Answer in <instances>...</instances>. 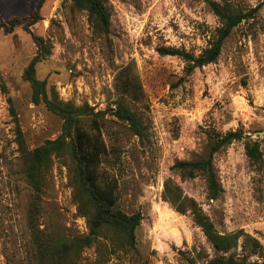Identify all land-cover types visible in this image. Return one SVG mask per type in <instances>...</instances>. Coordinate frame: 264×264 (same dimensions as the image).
<instances>
[{"label":"rangeland","instance_id":"rangeland-1","mask_svg":"<svg viewBox=\"0 0 264 264\" xmlns=\"http://www.w3.org/2000/svg\"><path fill=\"white\" fill-rule=\"evenodd\" d=\"M40 1L0 0V22L39 17L30 32L0 31V264H36L35 227L89 232L73 198L69 161L54 160L39 201L27 181L19 134L34 150L57 139L63 126L45 105L32 101L24 75L37 53L33 36L51 47L36 67L37 78L61 101L105 112L99 176L115 183L124 213L142 215L138 254L124 256V262L188 264L199 255L220 254L191 214L178 213L164 200L168 181L193 199L219 232L242 233L239 248L228 255L245 251L249 262H257L249 237L264 250V0H211L257 13L233 30L215 63L193 72L160 50L199 56L210 46L221 24L204 0H102L110 14L106 32L73 0H44L37 11ZM117 102L137 113L141 137L111 116ZM85 126L90 130L89 122ZM236 131L244 138L213 156L222 192L212 200L205 180H183L176 164L208 158L211 134ZM250 140L259 144L260 163L246 155ZM96 258L95 248H89L81 264H96Z\"/></svg>","mask_w":264,"mask_h":264},{"label":"trees","instance_id":"trees-1","mask_svg":"<svg viewBox=\"0 0 264 264\" xmlns=\"http://www.w3.org/2000/svg\"><path fill=\"white\" fill-rule=\"evenodd\" d=\"M218 17L221 26L213 35L210 46L199 56L185 50L163 48V55L179 57L188 72L215 63L223 46L233 30L244 21L255 18L257 9L247 12L234 10L229 5H223L211 0H204ZM44 0L37 6L39 11ZM76 8L88 13L91 22L100 32H106L110 26V14L102 0H73ZM39 21L37 14L28 18H12L0 22V31L12 34L17 28H30ZM37 53L25 71V80L32 88V101L36 105L43 104L47 110L63 121L62 133L55 140H48L42 146L29 150L22 138L18 143L25 165L29 186L39 201L47 185L55 159L69 161L72 167L71 185L73 198L78 211L86 219L89 232L87 235H76L68 228L56 232L47 228L35 227L32 231L34 245V260L36 264H81L84 252L95 248L96 264H128L123 257L132 253L138 254L137 230L142 222L140 213L128 215L119 208L117 187L115 183L106 182L99 176V168L106 153V144L100 131L101 117L105 112H95V109L85 103L77 106L72 102L59 99L54 88L48 89L47 82L36 76V67L51 55V47L42 37L33 36ZM14 113V109H12ZM111 116L125 123L135 136H142V123L136 112L123 102H117L115 109H110ZM89 122L90 130L85 124ZM239 131L214 133L209 136L210 154L208 158L190 162H178L176 170L183 180L202 177L206 182L210 199L217 200L222 192L215 171L213 156L222 148L235 141L242 140ZM246 155L253 163H260L262 152L259 144L253 140L246 143ZM164 200L178 213L191 214L196 225L201 227L213 248L220 254L213 258L199 255L198 259L188 261V264H264V250L260 244L253 242L251 254L258 257L257 262H249L250 255L244 251L241 255L230 254L240 245L242 233L223 234L219 232L213 221L204 213L199 205L183 195L179 186L168 181L165 184Z\"/></svg>","mask_w":264,"mask_h":264},{"label":"water","instance_id":"water-1","mask_svg":"<svg viewBox=\"0 0 264 264\" xmlns=\"http://www.w3.org/2000/svg\"><path fill=\"white\" fill-rule=\"evenodd\" d=\"M261 135L264 136V132H262Z\"/></svg>","mask_w":264,"mask_h":264}]
</instances>
